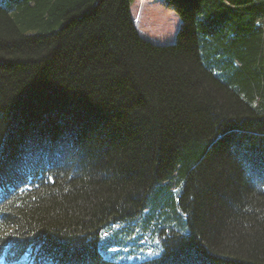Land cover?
<instances>
[{
  "label": "trees",
  "instance_id": "1",
  "mask_svg": "<svg viewBox=\"0 0 264 264\" xmlns=\"http://www.w3.org/2000/svg\"><path fill=\"white\" fill-rule=\"evenodd\" d=\"M131 2L0 0V264H264V0Z\"/></svg>",
  "mask_w": 264,
  "mask_h": 264
},
{
  "label": "rangeland",
  "instance_id": "2",
  "mask_svg": "<svg viewBox=\"0 0 264 264\" xmlns=\"http://www.w3.org/2000/svg\"><path fill=\"white\" fill-rule=\"evenodd\" d=\"M169 0H132L130 11L140 34L149 41L159 45H171L176 42L182 19ZM181 228V227H178ZM131 238V236H130ZM134 239L131 250L117 249L110 251L106 257L113 261H143L155 257L161 252V242L155 234L151 242L143 243Z\"/></svg>",
  "mask_w": 264,
  "mask_h": 264
}]
</instances>
